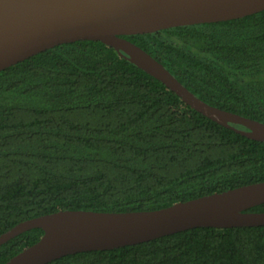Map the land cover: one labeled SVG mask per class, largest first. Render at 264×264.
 <instances>
[{"label":"trees","instance_id":"trees-1","mask_svg":"<svg viewBox=\"0 0 264 264\" xmlns=\"http://www.w3.org/2000/svg\"><path fill=\"white\" fill-rule=\"evenodd\" d=\"M123 37L204 101L264 122V10ZM261 181L263 141L199 113L101 41L0 71V234L59 210H155ZM42 234L1 244L0 264ZM47 264H264V225L196 227Z\"/></svg>","mask_w":264,"mask_h":264},{"label":"water","instance_id":"water-1","mask_svg":"<svg viewBox=\"0 0 264 264\" xmlns=\"http://www.w3.org/2000/svg\"><path fill=\"white\" fill-rule=\"evenodd\" d=\"M262 10L264 0H0V71L59 44L101 41L199 113L264 142V122L204 101L150 53L123 37L226 21ZM263 203L261 181L155 210H59L17 223L0 234V245L40 228V239L4 264H47L68 254L137 244L196 227L261 226L264 211L248 210Z\"/></svg>","mask_w":264,"mask_h":264}]
</instances>
